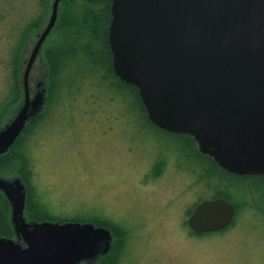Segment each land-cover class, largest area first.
Instances as JSON below:
<instances>
[{"label": "rangeland", "instance_id": "rangeland-1", "mask_svg": "<svg viewBox=\"0 0 264 264\" xmlns=\"http://www.w3.org/2000/svg\"><path fill=\"white\" fill-rule=\"evenodd\" d=\"M53 2L47 10V0H0V112L8 98L16 102L7 123L24 99V93H13L12 58L22 48L15 66L21 87L38 40V30L28 31L41 19L49 23ZM76 47L77 56L59 73V86L47 85L40 59L30 74L31 97L46 90L45 107L14 145L6 168L7 179L21 178L25 171L16 156H26L32 182L25 216L118 224L127 235L112 250L115 264H264V214L257 210L261 199L252 195L255 182L236 181L242 192L232 228L193 234L188 210L209 197L193 173L210 166L200 158L197 142L155 130L140 94L88 61L84 38ZM67 77L79 80L80 90L70 94L62 82Z\"/></svg>", "mask_w": 264, "mask_h": 264}, {"label": "water", "instance_id": "water-1", "mask_svg": "<svg viewBox=\"0 0 264 264\" xmlns=\"http://www.w3.org/2000/svg\"><path fill=\"white\" fill-rule=\"evenodd\" d=\"M39 35L23 76L24 100L0 130V156L44 110L30 74L61 3ZM109 42L116 76L139 90L151 123L194 138L201 154L239 176H264V0H112ZM16 239L0 238V264L94 263L112 247L110 230L91 223L28 222L21 178H0ZM224 199L201 202L187 220L197 234L235 219Z\"/></svg>", "mask_w": 264, "mask_h": 264}, {"label": "trees", "instance_id": "trees-1", "mask_svg": "<svg viewBox=\"0 0 264 264\" xmlns=\"http://www.w3.org/2000/svg\"><path fill=\"white\" fill-rule=\"evenodd\" d=\"M54 0H47L46 8L47 10L50 6V3ZM112 0H70L60 4L59 6V14L56 25L51 32L49 38L45 42L42 51L38 57L41 62L44 63L46 72H45V79L47 78V85L49 87H56L59 86L61 82V78L59 73L67 67L68 59L75 58L79 52L77 46L80 45V39L84 38L87 46L86 50V57L88 61H92L95 66L99 68H105L108 71H111L112 74H115L113 69V53L111 50L110 42H109V31L112 22ZM52 12V8H51ZM48 24L42 19L38 23V26L30 28L28 33L32 34L35 30H38L37 37L45 30ZM77 40V42H76ZM84 43H81L83 45ZM85 44L82 46L84 47ZM22 48L19 49L18 53L16 54L15 58H12V64L15 68V85L13 87V93H18L19 97L24 93L23 85L19 86V75L20 72L18 70V63L20 61V53ZM76 55V56H75ZM17 68V70H16ZM116 75V74H115ZM71 77V76H70ZM64 78L62 82L66 83L67 87L70 89V94H72V90H80V83L75 77L72 78ZM120 80V79H119ZM121 84L132 88L136 92L139 93V90L135 86H131L126 84L125 82L121 81ZM23 90V91H22ZM140 96V95H139ZM138 96V97H139ZM141 100V97H139ZM24 100V99H23ZM142 101V100H141ZM16 102H11V99L8 98L6 102L7 106L1 108L0 112V130H2L8 123L6 120V116L10 111L15 108ZM143 109L147 110L142 102ZM148 116V114H147ZM8 117V116H7ZM149 119V117H148ZM35 120H32L28 125L31 126ZM150 121V120H148ZM33 122V123H32ZM151 122V121H150ZM27 125V127H29ZM153 125V124H152ZM153 128L157 131L162 133H169L164 130H161L153 125ZM26 130V129H25ZM28 130V129H27ZM26 130V131H27ZM25 132V131H24ZM23 132V134H24ZM21 135V137L23 136ZM171 135H175L181 138L187 139H194L188 135H177L173 133H169ZM21 137L19 140H21ZM18 140V141H19ZM17 141V143H18ZM20 142V141H19ZM16 148L13 146L10 151L2 156H0V178L7 179L9 176L7 174L6 168L11 163L14 158L11 159L10 152ZM199 153L200 158L206 160L210 164L209 167L197 166L198 164L196 161H190L191 164H196L198 167V171L194 170V174H199L200 177L197 181H200V185H205V192L209 194V197L203 198L200 200L199 203L195 204L193 208L188 210L189 216L194 212L195 208L205 200H215V199H224L229 201L235 207L236 214L238 213V209L240 208V203L237 199V195L242 192V189L237 185L236 181L238 180H252L255 182L254 187L252 186V195L256 198L261 199L262 206H257V210L259 213L264 214V176H239L235 174H231L226 170L222 169L212 158ZM22 161L23 167L22 171L25 173L21 176L28 192L31 188L32 182V172L28 169V161L26 156L21 153L16 158ZM195 168V166H194ZM197 169V168H196ZM13 179V178H12ZM31 191V190H30ZM29 194V193H28ZM27 194V202L25 208V214L28 210V202L31 199L28 197ZM32 201V200H31ZM33 205L37 207L38 202L33 200ZM246 203V200L243 201ZM32 205V206H33ZM260 205V204H258ZM11 206L9 201L7 200L6 196L2 191H0V238H7V239H16V234L14 231V227L11 221ZM261 213V214H262ZM235 214V216H236ZM28 222H44L46 219L41 217L40 219H35L30 217V215H26ZM234 222V221H233ZM236 223V221H235ZM233 225L231 224L227 229L219 231L224 232L232 228ZM96 227H103L111 231L113 235V243L110 252L105 255L101 256L94 264H115V260L113 259L112 250L115 246L117 241H123L127 235V231L120 227L118 224L111 222L106 219L94 221ZM196 234V233H193ZM196 235H203V234H196ZM116 236V237H115ZM84 264V263H82Z\"/></svg>", "mask_w": 264, "mask_h": 264}, {"label": "flooded vegetation", "instance_id": "flooded-vegetation-1", "mask_svg": "<svg viewBox=\"0 0 264 264\" xmlns=\"http://www.w3.org/2000/svg\"><path fill=\"white\" fill-rule=\"evenodd\" d=\"M32 94V93H31ZM190 217V216H189ZM192 233H195V232H193V231H191ZM197 234V233H196ZM84 264H94V263H84Z\"/></svg>", "mask_w": 264, "mask_h": 264}]
</instances>
